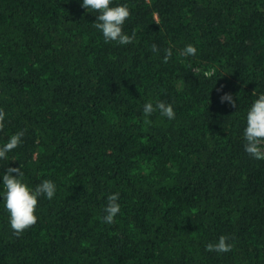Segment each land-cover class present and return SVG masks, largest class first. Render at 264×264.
<instances>
[{
	"label": "trees",
	"instance_id": "16d2710c",
	"mask_svg": "<svg viewBox=\"0 0 264 264\" xmlns=\"http://www.w3.org/2000/svg\"><path fill=\"white\" fill-rule=\"evenodd\" d=\"M115 2L131 10L127 45L105 42L81 0H0V144L24 131L0 174L57 186L19 236L0 197V264H264V160L242 135L264 92V0ZM157 100L175 119L145 122ZM221 235L231 250H207Z\"/></svg>",
	"mask_w": 264,
	"mask_h": 264
},
{
	"label": "clouds",
	"instance_id": "9594fccd",
	"mask_svg": "<svg viewBox=\"0 0 264 264\" xmlns=\"http://www.w3.org/2000/svg\"><path fill=\"white\" fill-rule=\"evenodd\" d=\"M81 7L87 12L96 16L94 27L102 33L105 42H115L119 45L130 44L133 36H129L124 31V25L131 16V10L127 3H116L115 0H81ZM153 52H158L156 44L151 45ZM197 48L194 44H186L181 50L185 57L194 56ZM172 56V49H165L164 61ZM255 98L247 108L245 116V126L243 128L244 151L256 160H264V92L255 93ZM221 102H228L236 107V100L230 93L221 96ZM154 111H159L160 115L169 120L175 119V111L171 103L157 100L155 104L147 101L143 105L145 122L150 123L148 117ZM6 120V113L0 109V128ZM24 131L11 133L7 140L0 144V161L8 160L9 153L18 148L23 140ZM35 159V154L33 155ZM9 165V164H8ZM15 174V175H14ZM2 184H0V197L3 198L2 206L8 214L10 227L16 236L36 223L38 217L35 214L40 197L52 199L57 186L51 179H43L34 187L30 186L24 179V172L21 167L7 166L6 171L0 174ZM119 193H111L107 196V204L104 208L103 220L111 224L120 212ZM232 248L229 237L221 235L215 243L207 244V250L216 252H228Z\"/></svg>",
	"mask_w": 264,
	"mask_h": 264
}]
</instances>
